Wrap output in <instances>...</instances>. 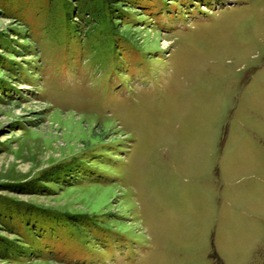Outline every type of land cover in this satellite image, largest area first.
Wrapping results in <instances>:
<instances>
[{"label": "rangeland", "instance_id": "374dc122", "mask_svg": "<svg viewBox=\"0 0 264 264\" xmlns=\"http://www.w3.org/2000/svg\"><path fill=\"white\" fill-rule=\"evenodd\" d=\"M0 264H264V0H0Z\"/></svg>", "mask_w": 264, "mask_h": 264}, {"label": "bare ground", "instance_id": "6f19581e", "mask_svg": "<svg viewBox=\"0 0 264 264\" xmlns=\"http://www.w3.org/2000/svg\"><path fill=\"white\" fill-rule=\"evenodd\" d=\"M53 114H55V113H53ZM57 114V113H56ZM52 117V116H51Z\"/></svg>", "mask_w": 264, "mask_h": 264}]
</instances>
